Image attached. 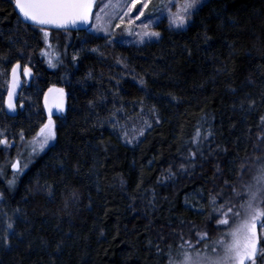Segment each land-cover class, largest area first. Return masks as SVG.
Instances as JSON below:
<instances>
[{"label":"trees","instance_id":"trees-1","mask_svg":"<svg viewBox=\"0 0 264 264\" xmlns=\"http://www.w3.org/2000/svg\"><path fill=\"white\" fill-rule=\"evenodd\" d=\"M160 29L147 44H109L88 30L46 28L59 56L49 67L40 27L0 0V132L9 141L0 145V264H169L184 241L204 235L198 247L210 250L218 239L209 198L217 208L236 200L264 142V0H208L185 28ZM16 62L23 87L8 116ZM55 86L66 93L55 142L30 159ZM18 159L27 167L14 174ZM7 222L19 234L10 249Z\"/></svg>","mask_w":264,"mask_h":264},{"label":"snow or ice","instance_id":"snow-or-ice-1","mask_svg":"<svg viewBox=\"0 0 264 264\" xmlns=\"http://www.w3.org/2000/svg\"><path fill=\"white\" fill-rule=\"evenodd\" d=\"M15 8L18 9L19 15L24 21H31L32 24L41 26L40 31L43 33L44 43L49 50L52 45L49 43V31L45 26H50L56 29H67L69 26H75L78 23L89 26L90 17L93 16V7L99 9L96 12L95 20L97 23L91 24V30L93 33L103 32L107 38V42L112 44L115 42V29H120L123 25L122 31L129 36H135L137 38L136 43L143 44L146 40H152L153 38L159 39L161 33L153 30V26H158L157 21L167 11V19L170 28L183 29L192 17L201 10L206 0H158L154 4V0H107L106 3H97V0H11ZM140 5V7H137ZM150 7H154L155 15L149 10ZM175 7L176 11H171V8ZM138 13L133 16V13ZM144 18L141 20V18ZM118 19L120 23L115 24V28H111L113 20ZM126 21V23H125ZM136 21H141L140 24H136ZM135 28H139V31H135ZM97 48H92V52H96ZM41 54L48 57L49 67H55L56 60L59 62V56L52 51L41 50ZM73 61L77 60V56L72 57ZM117 63L122 64L123 61L118 59ZM20 64L16 63L11 69V80L8 81V99L6 101L9 112L16 111V104L13 102V98L16 96V88L19 86V74ZM23 75L28 77L31 75V71L27 65L23 68ZM143 84V80L140 81ZM49 91H53L49 89ZM61 98L63 96V90H57ZM47 95L45 96V107L48 108ZM91 103V102H90ZM251 106V105H250ZM23 107V105H21ZM57 111L63 112L62 99L56 105ZM52 112L49 109L48 120L44 123L36 135L32 138L29 146L31 147V153L38 154L43 151L51 141L56 139V127L55 122L52 119ZM155 115V112H153ZM262 123H264V117H261ZM159 123V120L156 121ZM147 128L151 127L147 121H145ZM140 135H144V130L140 131ZM210 135V133H209ZM201 136V130L198 128L196 132V138L193 139L194 144H198ZM24 134L21 132L20 139L24 140ZM264 138V134L258 135L257 139ZM207 139V136L204 137ZM132 143L131 140L126 141ZM0 145L5 147L9 146V141L6 138V134L0 132ZM27 167V164L21 165L20 161L11 164L13 173H22ZM227 184V181L225 182ZM15 179L8 181L9 188L13 187ZM264 192V166L257 170V175L254 177V183L246 187L245 195L246 200L240 205V209L235 210V206L227 207L225 211V204L216 207L218 199L216 196L209 198V207L212 212L209 215V219H216V214H219L220 218L216 219L218 226H229V230L224 233V236L220 239L213 241L210 246V253L194 250V252L183 251L180 253L182 259L178 264H258L259 261H264V207L260 206L257 201L260 193ZM233 193H236L233 188ZM3 200V193H0V201ZM18 211V210H17ZM203 214V210H201ZM234 214L240 218L238 222L230 224V215ZM260 226V233H257V225ZM19 235L14 230V223L7 222L4 229V236L2 237V247L5 249L11 248L12 239ZM206 235V234H205ZM204 235H201V240H204ZM184 244H188L189 247H193L190 242L184 241ZM183 248V244L180 246ZM205 248H209V245L205 244ZM169 264H177L174 258L169 253Z\"/></svg>","mask_w":264,"mask_h":264},{"label":"rangeland","instance_id":"rangeland-1","mask_svg":"<svg viewBox=\"0 0 264 264\" xmlns=\"http://www.w3.org/2000/svg\"><path fill=\"white\" fill-rule=\"evenodd\" d=\"M208 0H206V2H207ZM107 2V0H97V3H106ZM129 2H130V0H129ZM158 2V0H154V4L155 3H157ZM137 7H140V5H138ZM99 11V9L97 8V7H95V9H94V12H93V16H92V21H91V24H95V23H97V21L95 20V13L96 12H98ZM146 11H152L153 13H154V16L155 15H159V13H156L155 12V10H154V7H150V9L149 10H146ZM171 11H173V12H175L176 11V9H175V7H172L171 8ZM135 14H138V13H135V10H134V13H133V16L135 15ZM144 18L142 17L141 18V20H143ZM140 22L141 21H136V24L138 25V24H140ZM117 23H120V21L118 20V19H116V20H113V22H112V24H111V28H115V24H117ZM125 23H126V21H125ZM190 23V21L187 23V25ZM157 24H158V26H153V30H155V31H158V32H160L161 33V29H160V26L162 25V24H164L167 28H170L169 27V24H168V19H167V11H165L164 12V15L160 18V20L159 21H157ZM186 25V26H187ZM185 26V27H186ZM184 27V28H185ZM122 29H123V25H122V27L120 28V29H115V39L116 40H118V41H120V42H123V43H126V44H138V43H136V40H137V38L133 35V36H129V35H127L126 33H124L123 31H122ZM170 29H175V28H170ZM86 30H88L89 32H91V33H93L92 32V30H91V27H89L88 29H86ZM135 31H139L140 29L139 28H135L134 29ZM93 34H96V35H104V33L103 32H99V33H93ZM49 36H50V32H49ZM155 40H157L156 38H153L152 40H146V42L145 43H143V44H147V43H149V42H152V41H155ZM52 45V44H51ZM54 48H53V45H52V48H51V50H49V49H47L46 51H52V52H55V49L53 50ZM56 53V52H55ZM46 57V56H45ZM47 58V60H48V57H46ZM53 62H55V60L53 61ZM65 99H66V93H65V96H64V104H65ZM64 107V106H63ZM48 115H49V112H48ZM52 119H53V121L55 122V127L57 128V123H56V120H55V118H54V114L52 115ZM47 120H48V118H47ZM47 120H46V122H47ZM45 122V123H46ZM39 131V130H38ZM37 131V132H38ZM263 134H264V132H263ZM36 135V134H35ZM34 135V136H35ZM32 140V139H31ZM31 140H29L28 141V148H29V152L31 153V147L29 146V144H30V142H31ZM55 142V140L54 141H51L50 143H49V145L43 150V151H45L49 146H51L53 143ZM43 151H40L39 153H43ZM38 153V154H39ZM28 157H29V155H28ZM30 158V157H29ZM31 159V158H30ZM264 142L259 146H257V148H256V153H255V155L253 154L252 155V158L250 159V162H248V165L250 166V168L249 169H247V170H244V171H242V174H241V176H243L241 179H240V182H239V186H238V188H237V190H238V193L240 194L239 196H236V200L235 201H233V202H231V203H227L226 204V206H225V211H227V207H231V206H235V210H239V211H241L242 212V210L240 209V205L242 204V203H244V201L246 200V195H245V190H246V187L248 186V185H250V184H253L254 183V177L257 175V170L260 168V167H262V166H264ZM19 160V159H18ZM260 160H263V161H261V162H259ZM14 162V161H13ZM20 163H21V165L23 166L24 164H27V161H25L24 159L22 160V161H20ZM251 163H253L252 164V166H251ZM257 203L260 205V206H262V207H264V192H261L260 193V196H259V198H258V201H257ZM222 205V204H221ZM219 207H220V205H219ZM220 218V216H219V214H218V219ZM229 219H230V224L231 223H236V222H238V220L240 219V218H238V217H236L234 214H232V215H230V217H229ZM229 230V226H218L217 225V231H219V235L217 236V238L218 239H220L221 237H223L224 236V233L225 232H227ZM257 233H258V235H259V233H260V226H259V224L257 225ZM217 239V240H218ZM190 244L193 246V247H189V245H185V246H183V250H182V252L183 251H188V252H194V250H199V251H201V252H208L209 254H211L210 253V250H204V249H201L200 247H198L200 244L199 243H192V242H190ZM182 259V256L180 255V257H178V258H176L175 259V261L177 262V264H178V262L180 261Z\"/></svg>","mask_w":264,"mask_h":264},{"label":"water","instance_id":"water-1","mask_svg":"<svg viewBox=\"0 0 264 264\" xmlns=\"http://www.w3.org/2000/svg\"><path fill=\"white\" fill-rule=\"evenodd\" d=\"M13 7H14V10L16 12V14L18 15V17L20 18V20L26 24H29V25H32V26H37V27H41V26H38V25H34L32 24L31 21H24L23 18L19 15V11L18 9L15 8L14 4H13ZM94 9H95V6L93 7V12H94ZM91 21H92V17H90V20H89V26H85V25H82V24H77L75 26H69L67 29H64V30H86L90 27L91 25ZM45 28H48V29H56V28H52L50 26H45ZM16 63H19L20 64V69L18 70V74H19V86L16 88V96L13 98V102L16 104V111L15 112H9L8 111V108H7V104H6V101L8 99V89H7V93H6V96H5V101H4V108H5V112L8 116H15L18 112V106H17V103H18V98H19V94L22 90V87H23V78H22V65L20 62H16ZM14 63V64H16ZM13 64V65H14ZM12 65V66H13ZM12 69V67H11ZM11 69H10V73H9V81L11 80ZM52 89L53 91H47L44 95V99H43V105L45 107V96L47 95V104H48V108L45 107L46 111L49 112V109L51 110L52 114H58L60 113L59 111H57V103H59L62 99V102H63V106H64V96H65V90L63 88H60V87H52L50 88ZM62 89L63 90V96L61 98V95L60 93L57 91V90H60ZM17 160H15L14 162H16Z\"/></svg>","mask_w":264,"mask_h":264}]
</instances>
